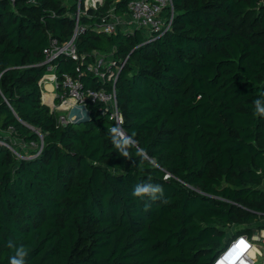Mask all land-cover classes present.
<instances>
[{"label":"trees","instance_id":"1","mask_svg":"<svg viewBox=\"0 0 264 264\" xmlns=\"http://www.w3.org/2000/svg\"><path fill=\"white\" fill-rule=\"evenodd\" d=\"M83 1L0 0V264L17 248L24 264H212L225 228L248 234L264 213V0H172L152 40L98 30L129 0ZM78 5L77 54L126 58L114 84L126 156L98 102L60 123L41 100L45 49L72 37ZM51 64L56 94L63 73L111 90L67 54ZM146 182L156 199L134 194Z\"/></svg>","mask_w":264,"mask_h":264},{"label":"built area","instance_id":"2","mask_svg":"<svg viewBox=\"0 0 264 264\" xmlns=\"http://www.w3.org/2000/svg\"><path fill=\"white\" fill-rule=\"evenodd\" d=\"M89 1L87 3L91 7L101 5L103 2L100 0ZM125 13L129 16L128 25L130 28L128 29L130 31L136 28L143 29L146 36L152 40L163 34L170 27L173 17L172 0H129ZM74 20L75 30L72 37L63 46H57L56 41L52 40L51 46L45 49L46 56L44 63L48 64V72L42 77L40 83L41 81L44 83L46 80L50 81V85L54 88L57 87L58 83L55 74L52 72L54 66L51 64V61L60 54H67L73 60L77 61V63H80V65L84 64L86 69L97 80L102 83L109 82L111 84V90H106L102 86L98 88L84 86L79 76L74 77L68 73H63L61 92L55 94V97L58 96L59 98V105L67 106L68 116H71V119L72 117L81 116L77 120H84L88 115L87 102L89 100L91 102H98L100 104L99 110L101 115H108L113 119L114 126L119 124L122 128L123 119L117 108L114 84L126 58L115 60L111 57V54L94 53L92 55L93 60L86 62L83 55L79 56L77 54L74 45L76 33L81 30L78 25L79 5ZM123 23L124 21L120 16L109 11L107 15L100 19L97 28L99 31L112 33ZM80 65H77L76 70L82 73L80 71ZM44 85L45 83L43 87H45ZM69 101H71V104L66 105ZM64 107L62 106V108ZM66 121L61 120L59 122L64 123ZM167 176L168 174L164 175L165 178ZM257 215V220L248 226L250 227L248 234L239 233L229 235L224 245L213 257L212 264H264V213L257 212ZM241 240L245 241V244L241 245Z\"/></svg>","mask_w":264,"mask_h":264},{"label":"clouds","instance_id":"3","mask_svg":"<svg viewBox=\"0 0 264 264\" xmlns=\"http://www.w3.org/2000/svg\"><path fill=\"white\" fill-rule=\"evenodd\" d=\"M254 109L255 112L261 116H264V94L257 97L254 100ZM109 135L113 144L121 154L127 155V146L130 144H134L133 135L127 134L123 131L119 124L113 126L109 129ZM138 151H142L138 149ZM134 194L140 197L151 196L152 199H156L157 193L162 191V187L159 184H154L151 182L139 183L134 189ZM11 245V242H10ZM25 255V251L22 248H17L16 252L13 256L10 257V264H24L23 257Z\"/></svg>","mask_w":264,"mask_h":264},{"label":"rangeland","instance_id":"4","mask_svg":"<svg viewBox=\"0 0 264 264\" xmlns=\"http://www.w3.org/2000/svg\"><path fill=\"white\" fill-rule=\"evenodd\" d=\"M87 1H89V0H85V1H83V5H84L85 8L96 9L97 6H95V7H91L90 4L87 3ZM100 1H103V0H100ZM89 2H90V1H89ZM85 4H87V5L85 6ZM83 5H82V6H83ZM84 12H86V9L82 8L81 5H80V6H79V14H82V13H84ZM45 78H47V77H45ZM44 83H49V84H50V81H46V80H45ZM44 83L41 81V100H42L46 105H48V107H49V109H50L51 111H54V112H57V113H58V118H59V121H60V122H61V120H64V121L67 120L66 122H70V121H72V122H77L76 120H77V119H80L79 117H81V116L72 117V119H71V116H68V110L66 109L67 106L64 107V105H62L64 108H62V106L57 107V106L60 104V102H55V103H53V101H54V100H53V96L47 92V91H48V89H47V85H48V84L46 85V90H47V91H45V88L43 87V84H44ZM43 89H44V90H43ZM44 95H45V96H44ZM48 95H49V96H48ZM43 96H44V97H43ZM70 100H71V99H70ZM67 104H71V102L66 103V105H67ZM242 226H243V224H241V225H232L231 227L225 228L226 233H227L226 236L230 235L232 232L236 231L237 229L241 228Z\"/></svg>","mask_w":264,"mask_h":264},{"label":"crops","instance_id":"5","mask_svg":"<svg viewBox=\"0 0 264 264\" xmlns=\"http://www.w3.org/2000/svg\"><path fill=\"white\" fill-rule=\"evenodd\" d=\"M120 17L123 19V21H124V23L123 24H121L120 26L124 29V30H128V28H130L129 27V16L126 14V13H124V14H122V15H120ZM47 89H48V93L49 94H51L52 96H53V100L55 99V94H56V92H55V88L53 87V86H51V85H49V86H47ZM49 96V95H48ZM69 102H71V101H69ZM60 105H58L57 107H59Z\"/></svg>","mask_w":264,"mask_h":264},{"label":"bare ground","instance_id":"6","mask_svg":"<svg viewBox=\"0 0 264 264\" xmlns=\"http://www.w3.org/2000/svg\"><path fill=\"white\" fill-rule=\"evenodd\" d=\"M47 84H48V85H47ZM46 85L49 86L50 84H49V83H45V85H44V86H45V87H44V88H45V91H47V90H46ZM47 92H48V91H47ZM44 96H45V95H44ZM44 96H43V97H44Z\"/></svg>","mask_w":264,"mask_h":264},{"label":"snow or ice","instance_id":"7","mask_svg":"<svg viewBox=\"0 0 264 264\" xmlns=\"http://www.w3.org/2000/svg\"><path fill=\"white\" fill-rule=\"evenodd\" d=\"M240 244H241V245L245 244V241L241 240V241H240Z\"/></svg>","mask_w":264,"mask_h":264},{"label":"water","instance_id":"8","mask_svg":"<svg viewBox=\"0 0 264 264\" xmlns=\"http://www.w3.org/2000/svg\"><path fill=\"white\" fill-rule=\"evenodd\" d=\"M43 102V101H42ZM44 103V102H43ZM82 120H77V122H81Z\"/></svg>","mask_w":264,"mask_h":264}]
</instances>
